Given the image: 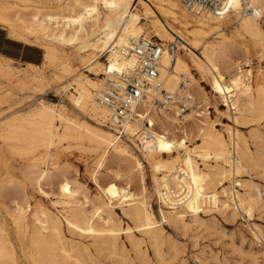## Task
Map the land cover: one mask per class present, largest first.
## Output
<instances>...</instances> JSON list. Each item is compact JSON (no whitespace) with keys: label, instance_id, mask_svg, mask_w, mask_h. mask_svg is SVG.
I'll list each match as a JSON object with an SVG mask.
<instances>
[{"label":"bare ground","instance_id":"1","mask_svg":"<svg viewBox=\"0 0 264 264\" xmlns=\"http://www.w3.org/2000/svg\"><path fill=\"white\" fill-rule=\"evenodd\" d=\"M222 1L230 4L232 12L218 16L211 12L195 13L179 0H68L45 12L38 5H48L47 0H0V24L9 27L10 37L27 43L34 39L47 40L44 61L53 68L52 81L65 95L68 93L75 109L98 125L93 126L69 115L61 103L43 100L24 114L12 112L0 117V139L22 143V148L26 146L21 149L25 155L41 150L37 162L27 167L26 173L32 176L33 189L39 194L49 196L51 191H56L58 200L53 204L65 211L63 218L71 231L82 236L108 235L115 239L121 231L114 209L120 208L135 228L149 239L157 241L161 237L162 229L149 201L151 194L146 186L144 165L133 147L115 135L112 128L103 129L112 118L109 111L96 103L104 82L100 76L106 74L108 67L120 71L132 64L131 48L140 39H149L150 36L165 46L161 76L165 90L172 96L165 107L151 114L150 122L156 138L143 150L136 143L139 128L135 124L115 120L111 123L116 126V134L119 131L126 133L134 148L142 151L152 171L153 194L158 198L163 221L187 225L186 217L190 215L195 223H200L197 222L200 214L229 210L232 205L251 218L256 210H264L263 183L250 181L242 184L233 180L246 171L245 163L251 158L247 143L234 129L228 130V138L218 131L207 109L203 110L201 106L207 104L209 98L191 73L196 70L209 81L216 102L222 101L228 110L239 112V117L233 116L236 124L248 119L246 112L264 115V90L256 88L257 93L253 92L250 83L252 71L244 70L243 61L235 59L239 47L233 40L234 37L249 38L264 57V30L260 23L264 18V0ZM245 2L257 11V15H241ZM28 10L31 12L29 20H26L23 12ZM233 14L240 16V26L230 37L224 34V21ZM143 19L150 20L147 27L141 25ZM210 35L222 37L221 41L207 43L205 39ZM165 42L188 50L189 59L183 58L178 50L169 55L167 47L171 43L167 45ZM68 48L74 49L78 57L68 54ZM200 48L203 51L201 56H197L193 49ZM102 58H106V65ZM76 60L93 72L95 78L80 73L75 67ZM29 67L31 69L18 70L10 59L0 55V90L2 84L11 85L16 79L22 91L33 89L43 93L50 82L40 74L41 66ZM72 89L74 92L70 91ZM179 104L191 109V114L180 119L184 110ZM189 115H193L189 119L191 123L185 118ZM70 138L86 140L101 151L100 161L92 175L98 189V196L93 200L84 192L78 175L61 172L56 163L49 168L48 164L54 157L52 150ZM193 141L197 144L191 147L189 143ZM17 146L10 147L16 151L20 149ZM110 153L120 161L119 164L126 163L125 169L119 166L116 171L105 168ZM230 177L233 186H239L243 193L234 191V187L220 190ZM1 182L0 203L18 232L26 234L23 239L28 240L27 247L31 250L28 256L37 264H58L72 257L63 241L62 219L36 206L29 221L27 190L11 180ZM171 189L187 190L190 199L182 206L167 202L163 191ZM5 232V222L0 218V264H16L14 248L6 241Z\"/></svg>","mask_w":264,"mask_h":264},{"label":"rangeland","instance_id":"2","mask_svg":"<svg viewBox=\"0 0 264 264\" xmlns=\"http://www.w3.org/2000/svg\"><path fill=\"white\" fill-rule=\"evenodd\" d=\"M56 1L47 0V3L49 2L50 4L48 3V5L43 6L38 5V7L45 12L48 9L57 7L56 5L60 2L62 4L68 2V0ZM247 5L248 2H245L244 7ZM30 10L23 12V14L26 15V20H29ZM239 18L240 16L238 17L233 14L228 20L224 21V23H226L224 28L225 35L230 37L234 36L236 28L240 26ZM141 22V25L147 27L150 20L143 19ZM260 23H262L261 25L264 30V18ZM9 31L10 29L8 26L0 24V49L10 52L11 54H18L23 49L24 53H27L29 57L33 58L37 63H26L20 59L5 58L10 59L12 61V66L18 70L31 69L29 65L41 66L42 69L40 74L46 76L47 80L50 82V86L45 87L44 92L41 93L33 89L22 91L17 86L18 81L16 79H14L11 85L6 83L2 84L3 88L0 90V97L3 98V104L0 105V117L12 112L24 114V112L26 113L34 109L39 102L43 100L49 103L53 102L54 104L61 103L66 106L69 115L86 121L93 126H98L88 116L83 115L75 109L68 98V93L65 95V92H63L61 88L56 87V84L52 81L54 74L53 68L48 67L44 61L45 45L49 42L43 39L37 41L34 39L33 42L30 43L15 41L10 37ZM5 37H7L8 40H6ZM221 38L222 37L218 35H210L206 37L205 41L207 43H216L221 41ZM149 39L160 43L162 42L152 36H150ZM233 40L239 47V49H237V54L239 56L237 55L235 59H241L243 61L244 65L242 64V67H244V70L251 69L252 71L250 83L254 88L253 92L257 93L258 89L264 90V57H261L259 49L253 45L249 38L234 37ZM169 43L171 42H165L167 45H169ZM177 50L183 58L189 59L190 52L188 50L178 45ZM195 51L193 49V52L197 56H201L203 49L201 50L200 48ZM66 52L74 56V58L78 57L74 49L68 48ZM105 59L106 58H102L101 61L106 65ZM75 67L83 75L91 79L95 78L93 72L83 68L80 64V60H76ZM191 73L198 80L203 91L209 98L207 104H201V106L203 105V110L207 109L211 121L218 131L228 138V130L230 128V130L234 129L247 143L246 147L250 153L251 160L249 159L245 163L246 171L242 172L233 180L241 181L242 184H249L250 181L264 184V115L260 116L257 114V116L255 113L252 115V113L246 112L245 114L248 119L236 124L234 118L240 116L239 112L228 110L222 101L216 102L209 81L202 78L196 70H193ZM100 78L103 79L104 74H102ZM70 91L74 92L73 89ZM179 106L184 110V114L182 113V116L179 117L180 119H183L185 115L191 114V109H188L184 104H179ZM192 116L193 115H189L185 118L191 123L192 121L189 119ZM105 125L106 128L103 129L108 130V128H112L115 135H119L122 141L133 147L135 155L144 165L146 186L151 194L149 199L150 205L155 211L156 219L162 229L161 237L157 241L149 239L148 236L143 234L140 230H137L134 223L123 215L120 208L114 209L117 214L118 229L121 231L115 239L110 238L108 235H103L101 237L90 235L82 236L75 231H71L68 229L65 219L63 218L66 216L65 211L61 206L53 204L58 200V196L55 195L56 191H51L52 193L50 192L49 196L39 194L33 189L31 181L32 176L26 173L25 169L27 167H32L33 164L37 162L41 150H36L34 153H31V155H25L22 150H24L26 146L22 148V143L0 139V182L11 180L17 186L19 185V187H23L27 190L30 199L29 209L27 207V218L29 221H31L32 213L36 206L47 209L48 212H52L51 214H53V216L59 217L60 220L62 219L61 222L63 221V241L66 247L70 249V255L72 257L62 260V263L59 262L58 264H76V262L77 264H264V210H256L251 218L242 209L232 205L229 210L211 211L206 214H200L201 221L200 218L197 221L200 223H195L190 215L186 217L187 225L171 221L164 222L159 213L160 204L158 198L153 194L152 171L145 162L142 151L138 149V147L137 149L134 148V145L129 140L130 137L128 135L126 136V133L120 135L119 131V133L117 132L116 134L114 130L116 126L114 127L113 123L108 121ZM61 128L62 127H60V130ZM73 139L70 138L69 140L67 139L59 143L57 147L52 150V154L54 155L53 160L50 161V163L48 161L49 164H47L49 168H52L51 165L56 163L60 167L61 172H67L72 176L78 175L77 179L82 184L84 192L90 200H93L98 196V189L92 175L93 169L96 168L98 161H100L101 151H97L96 148H94L95 146L86 140H82V142L81 140ZM16 144L20 146V149H17L18 146ZM194 144L196 145L197 142L193 141L189 143L191 147H193L192 145ZM10 146H14V148L17 146V150L15 149L16 151H13ZM17 151L18 153H15ZM19 152L20 155H18ZM165 158H167V156H165ZM118 162L120 161L115 159L112 153H110L105 161V168L110 167L111 170L116 171L119 169V166L125 169L126 163L122 162L119 164ZM41 166H44V164H41ZM212 166H216V164L212 163ZM201 168L204 169L205 166L202 165ZM103 173H105V171H103ZM233 180H231V177L227 179L220 190L234 187V191L243 193L244 191L241 190L239 186H236V184L233 186ZM262 189H264V187ZM64 214L65 216H63ZM0 218L5 222V229L7 231L5 232V239L9 243V246L14 248L13 251L15 253L16 264H37L32 257L28 256L31 254V250L27 247L28 240L23 239L26 234L18 232V229L6 215L5 208L1 203ZM160 221H162L161 224ZM128 228L131 229L130 232L127 231Z\"/></svg>","mask_w":264,"mask_h":264},{"label":"built area","instance_id":"3","mask_svg":"<svg viewBox=\"0 0 264 264\" xmlns=\"http://www.w3.org/2000/svg\"><path fill=\"white\" fill-rule=\"evenodd\" d=\"M189 10L195 13L211 12L218 16L232 12L228 2L222 0H179ZM243 16H255L257 11L249 6L241 10ZM177 51V45L171 43L167 47L169 55ZM165 46L152 39L142 38L130 50L132 64L124 69L106 70L103 78V88L96 98L97 105L109 111L112 120L127 124H135L138 130L136 142L143 150L155 140L153 127L150 122L154 110L165 107L172 99L171 94L164 88L161 76L162 57ZM122 133H120L121 135ZM124 134V133H123ZM183 175V173L181 174ZM187 190H164L167 202L182 206L190 199ZM264 197V189L262 191Z\"/></svg>","mask_w":264,"mask_h":264},{"label":"crops","instance_id":"4","mask_svg":"<svg viewBox=\"0 0 264 264\" xmlns=\"http://www.w3.org/2000/svg\"><path fill=\"white\" fill-rule=\"evenodd\" d=\"M5 38H6V40H8L7 37H5ZM0 55L3 56V57H9V58H12V59H17V60L20 59V60H22L23 62H26V63H37V62H35L33 60V58H30L27 53H24L23 49L18 54H11L10 52L3 51V49H0Z\"/></svg>","mask_w":264,"mask_h":264}]
</instances>
